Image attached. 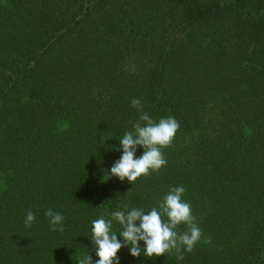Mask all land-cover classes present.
Returning a JSON list of instances; mask_svg holds the SVG:
<instances>
[{
	"label": "trees",
	"instance_id": "1",
	"mask_svg": "<svg viewBox=\"0 0 264 264\" xmlns=\"http://www.w3.org/2000/svg\"><path fill=\"white\" fill-rule=\"evenodd\" d=\"M133 98L180 127L132 185L108 173L140 122ZM176 186L194 250L122 247L119 264H264V0H0V264H95L94 220L159 210Z\"/></svg>",
	"mask_w": 264,
	"mask_h": 264
},
{
	"label": "clouds",
	"instance_id": "2",
	"mask_svg": "<svg viewBox=\"0 0 264 264\" xmlns=\"http://www.w3.org/2000/svg\"><path fill=\"white\" fill-rule=\"evenodd\" d=\"M131 106L140 111V122L134 123L133 130L126 131L119 141L120 149L117 150H122V156L111 167L108 175L110 178H118L121 182L126 179L133 185L139 178L159 172L166 165L162 150L171 146L180 125L171 116L158 122L154 121L143 112L138 98L131 100ZM138 147L144 151L139 158H135ZM184 193L183 186L170 188L159 202V210L153 207L147 214L142 208L132 207L128 211H113L111 220L103 217L94 220L90 238L99 258L95 264H119L117 253L122 247H128L130 254L137 258L142 252L143 256L148 258L174 252L177 259L183 260V252H192L202 236L190 204L183 199ZM123 207L128 209V205ZM45 215L49 218L52 231H64L65 218L61 213L48 209ZM164 216L167 221L163 219ZM112 220L121 226L119 233L113 230ZM34 222L35 215L29 211L24 221L25 227H31ZM181 224L187 226V231L180 233L176 230ZM118 236L123 239V243L118 240ZM141 241L145 245L143 249L140 247ZM77 261L78 264H93L90 253Z\"/></svg>",
	"mask_w": 264,
	"mask_h": 264
}]
</instances>
